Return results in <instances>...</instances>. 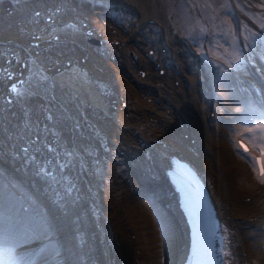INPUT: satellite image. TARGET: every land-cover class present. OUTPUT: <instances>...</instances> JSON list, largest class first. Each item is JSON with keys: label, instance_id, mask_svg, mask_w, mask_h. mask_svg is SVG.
<instances>
[{"label": "bare ground", "instance_id": "1", "mask_svg": "<svg viewBox=\"0 0 264 264\" xmlns=\"http://www.w3.org/2000/svg\"><path fill=\"white\" fill-rule=\"evenodd\" d=\"M134 1L123 5L139 14L137 28L151 20L152 12L144 0ZM134 34L128 38L135 37ZM21 37L16 32L0 34V42H14L24 48V52L8 48L17 58L16 66L9 70L14 73L9 81L22 78V87L32 94L30 100H24L28 104L0 112V153L8 162L18 163L8 165L11 168L8 175L0 170L9 178L0 179V187L8 186L10 192L24 191L26 197L29 192L34 202H38L36 206L42 203L47 206L44 211L47 216L62 219L61 234L68 232L69 242L59 240L51 245L57 248L55 258L60 254L62 264H185L190 247L189 225L179 190L169 175L172 163L178 160L196 169L209 186L213 214L226 248L221 264H240L237 263L243 259L238 253L240 247L245 251L246 264L254 261L264 264L259 247L264 239L257 230L264 216V177L254 174L251 153H239L232 139V134L244 126L254 130L246 136L250 139L255 132L264 130L261 108L250 98L245 104H235V96L221 87L208 67L205 83L214 94L212 100L217 110L208 115L211 97H197L196 92L207 94V90L204 85L195 86V78L188 87L183 82L171 87L165 83V75L172 78L174 75L165 66L173 65L174 61L166 57L164 39L163 50L160 48L158 57H153L160 63L146 60V65L144 61L139 64L144 63L146 78H152L141 80L148 85L152 101L164 100L172 105L174 118L170 120L161 117L157 110L133 104L125 78L119 79L116 86H107L106 91L100 90L95 84L96 77L98 83L107 77L95 71L92 74L82 63L89 56L80 60L79 53L51 54L52 50L47 52L46 44H41L49 37L40 36L38 40ZM167 41L174 57L179 59L176 65L191 69L193 61L184 56L186 52L181 46L174 47V39ZM35 47L44 51L35 54ZM246 59L256 68L252 66V73L264 80V40L248 52ZM22 61L25 67L20 65ZM102 66L95 65L94 69ZM84 67L88 73L83 71ZM158 69L162 72L158 73ZM4 78H0V95L6 93ZM12 111L14 119L10 120L7 117ZM247 114H254V120H246ZM48 115L51 121L46 118ZM77 121L79 132L74 128ZM7 126L12 127L9 130ZM179 128L181 132L177 133ZM1 133L10 141L6 142ZM69 151L76 155L68 157ZM68 164L71 166L64 167ZM17 173L25 184L23 188L9 177ZM148 179H152L156 188L151 197L139 185ZM70 183L76 184L81 194L75 206L63 191ZM247 196L249 199L244 200ZM162 203L170 212L167 216L161 211ZM0 205V238L14 239L23 231L37 230L35 224L18 216L11 204L0 202ZM18 223H23V231ZM245 224L250 227L245 228ZM2 249L0 256L6 251Z\"/></svg>", "mask_w": 264, "mask_h": 264}, {"label": "rangeland", "instance_id": "2", "mask_svg": "<svg viewBox=\"0 0 264 264\" xmlns=\"http://www.w3.org/2000/svg\"><path fill=\"white\" fill-rule=\"evenodd\" d=\"M133 1L0 0V34L16 32L18 37L22 35L21 38H25V40L30 37L35 40H38L40 36L49 37V39H44L41 44H46L45 48H48L46 51L50 52L51 49V54L57 53L61 56L72 52L74 55L79 53L82 56L80 60H83V56H89L90 58L82 63L88 67L92 74V71H95L107 77L105 81L103 80L104 82L99 83L96 77L95 84L100 90L106 91L108 90L107 86H116L119 79L125 78L129 87L128 95L133 96L131 99L133 104L157 110L161 112V117L167 116L170 120V118H174L172 117L174 114L172 105L164 100L161 103L152 101L149 87L144 83L152 78H146L143 67L146 65V60L157 61L153 60V57H158L157 53H160L161 49L163 50L162 45L166 41L167 44L164 43V45L169 55L166 57L174 61L173 65L165 66L171 74H174L173 78L169 74L165 75V83L169 87L171 84L179 86L181 82L187 84L188 87V83L191 84L192 78H195V86L196 83L204 85L207 94L209 93L208 96L195 91L198 93L197 97L209 98L210 94L214 95L210 93V89L205 83L208 80L206 68L209 67L212 69L214 77L218 79V83L222 85L221 87L228 94L235 96V104L242 105L239 101L244 98L239 94L237 88L232 86L230 72L240 70L250 79L253 78L248 70L252 71V66L254 68L255 66L254 64L246 65L248 60L245 59L243 50L246 49L250 52L261 40H264V0H144L145 3L147 2V6H151V20L137 28L136 22L139 19V14L132 8L123 5V3H132ZM37 13H39L38 16ZM154 14L157 18H154ZM65 18L67 21H64ZM133 32L135 37L128 38L129 34ZM167 38L174 39V44H171L174 47L181 46L186 52L184 56L194 62L191 64V69H185L184 65L179 68V65H176L179 59L174 57ZM10 47L24 52L22 45L14 42H0V62L6 67L5 70L0 64V78H4L7 74L3 79V89L6 93L0 95L1 113L4 110L8 112L7 109H10L11 106L19 107L28 104L24 100H30L32 97V94L22 87L24 85L22 78L9 81V78L14 74L9 70L17 64L14 53L8 51ZM34 50V53L37 54L41 52L42 48L35 47ZM1 55H3L2 59ZM142 61L145 65L143 63V66H140L139 63ZM124 62L126 68L123 67ZM158 62L160 63V61ZM99 64L104 66L94 69V66H99ZM7 65H10L9 68ZM20 65L25 67L23 61ZM89 70L83 68V71L87 73ZM161 70L158 69V73H161ZM7 71L9 72L7 73ZM260 77L262 79V76ZM143 79L146 80L142 82ZM18 80L21 82L18 83ZM6 83L7 85H4ZM11 83L15 86L14 91L9 90ZM13 115L12 111L7 118L11 117L10 120H13ZM11 125L14 127L15 124ZM16 125L18 126V124ZM0 127L2 126L0 125ZM11 127L7 126L8 129ZM200 128H203V125ZM180 132V128L177 129V133ZM3 134L1 133V137L6 142L10 141ZM24 150H26L25 146ZM8 165L13 167L18 163L8 162L3 159L0 153V170L7 175L8 170H11ZM10 175L9 177L12 180L14 178L13 181L16 185L25 187V184L16 177L20 173H17L16 176Z\"/></svg>", "mask_w": 264, "mask_h": 264}, {"label": "snow or ice", "instance_id": "3", "mask_svg": "<svg viewBox=\"0 0 264 264\" xmlns=\"http://www.w3.org/2000/svg\"><path fill=\"white\" fill-rule=\"evenodd\" d=\"M36 15L38 16L39 13H37ZM46 118L50 121L52 120L51 115H48ZM74 128L78 132L81 130L80 124L78 121L75 122ZM241 147L244 148L245 152L248 151V148L245 147L244 145H241ZM66 155L71 158L76 154L69 151L66 153ZM256 163L260 165L259 174L261 175V177H264V147L261 148V158L257 160ZM70 166H71L70 164L64 165V167H70ZM63 191H64L65 197L70 198V203L72 204V206H75L77 203H79L81 194L77 191L76 184L70 183ZM74 192L76 193L75 196H73ZM57 195H59V193H57ZM64 206L67 207L68 204H65Z\"/></svg>", "mask_w": 264, "mask_h": 264}, {"label": "water", "instance_id": "4", "mask_svg": "<svg viewBox=\"0 0 264 264\" xmlns=\"http://www.w3.org/2000/svg\"><path fill=\"white\" fill-rule=\"evenodd\" d=\"M9 90H10V91H14V90H15V87H14V84H13V83H11V84L9 85ZM161 208H162V205H161ZM161 211L164 212L162 209H161ZM164 214H165V213H164ZM164 216H165V215H164ZM164 216H163V217H164ZM165 217H166V216H165ZM165 217H164V218H165ZM166 219H167V218H165V220H166Z\"/></svg>", "mask_w": 264, "mask_h": 264}]
</instances>
